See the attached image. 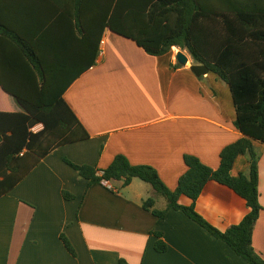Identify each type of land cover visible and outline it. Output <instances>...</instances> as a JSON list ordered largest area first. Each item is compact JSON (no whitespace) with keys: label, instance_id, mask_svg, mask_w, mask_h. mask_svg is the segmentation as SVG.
Returning a JSON list of instances; mask_svg holds the SVG:
<instances>
[{"label":"crops","instance_id":"1","mask_svg":"<svg viewBox=\"0 0 264 264\" xmlns=\"http://www.w3.org/2000/svg\"><path fill=\"white\" fill-rule=\"evenodd\" d=\"M58 7L52 0H0V53L16 46L8 26L23 27L22 35H30L43 51L69 50L70 44L59 40ZM30 14L33 21L26 26ZM100 51L95 66L63 96L90 138L52 152L0 199V264H119L121 260L248 264L183 212L171 209L160 220L146 211L143 203L150 198L159 211L168 206L150 185L135 179L125 188L122 182H111L112 190L90 186L65 163L68 159L105 170L116 156L124 155L132 165L154 168L167 188L175 191L187 171L185 155L216 170L224 148L243 138L235 126L229 86L212 73L197 77L188 51L174 47L168 55L153 57L110 30L103 35ZM179 51L189 59L186 66L177 62ZM8 64L0 55L2 78ZM43 128L38 124L31 131L36 134ZM255 147L264 207V145L255 143ZM249 166L248 157L239 156L232 174L247 176ZM64 192L73 198L66 199ZM179 204L190 206L192 200L182 196ZM196 211L225 232L239 225L250 209L232 189L211 181L197 200ZM154 233L162 234L166 252H157ZM62 235L71 242L75 256L66 249ZM252 244L264 260V211Z\"/></svg>","mask_w":264,"mask_h":264},{"label":"trees","instance_id":"2","mask_svg":"<svg viewBox=\"0 0 264 264\" xmlns=\"http://www.w3.org/2000/svg\"><path fill=\"white\" fill-rule=\"evenodd\" d=\"M52 1L59 6L60 43L67 41L69 50L43 51L30 35H22L23 27H6L14 33L11 39L16 46L0 53L9 63L7 75L0 76V199L52 152L90 138L63 96L95 66L103 35L110 30L153 57L168 55L174 47L188 51L196 64L206 66L229 86L236 109L235 126L243 138L224 148L216 170L195 156L185 155L187 171L175 191L167 188L154 168L132 165L124 155L116 156L105 170L76 165L68 159L65 163L90 186H105L104 182L109 181L122 182L125 188L135 179L150 185L168 206L159 211L150 198L143 203L146 211L160 220L171 209L181 211L248 264H264L252 244L255 225L264 211L259 191L260 156L255 147V143L264 145V0ZM32 16H26V26L33 21ZM38 124L44 128L35 134L31 129ZM239 156L249 159L247 176L232 174ZM211 181L232 189L250 209L239 225L225 232L196 211V202ZM64 196L73 198L66 192ZM182 196L191 199L192 204L180 205ZM154 235L158 238L157 252H166L162 234ZM61 240L75 256L68 238L62 235ZM119 264L127 262L121 260Z\"/></svg>","mask_w":264,"mask_h":264},{"label":"water","instance_id":"3","mask_svg":"<svg viewBox=\"0 0 264 264\" xmlns=\"http://www.w3.org/2000/svg\"><path fill=\"white\" fill-rule=\"evenodd\" d=\"M177 62L182 65V66H186L189 62V59L188 57L181 51L178 52L177 54ZM191 71L197 76V77H201V76H204V75H207L210 73L209 69L202 65V64H195V65H192L191 67Z\"/></svg>","mask_w":264,"mask_h":264},{"label":"built area","instance_id":"4","mask_svg":"<svg viewBox=\"0 0 264 264\" xmlns=\"http://www.w3.org/2000/svg\"><path fill=\"white\" fill-rule=\"evenodd\" d=\"M104 184H105V186H106L107 188H109V189H111V190L114 189L113 186L111 185V182H109V181H105Z\"/></svg>","mask_w":264,"mask_h":264},{"label":"rangeland","instance_id":"5","mask_svg":"<svg viewBox=\"0 0 264 264\" xmlns=\"http://www.w3.org/2000/svg\"><path fill=\"white\" fill-rule=\"evenodd\" d=\"M147 187H149V188H150V186H148V185H147Z\"/></svg>","mask_w":264,"mask_h":264}]
</instances>
